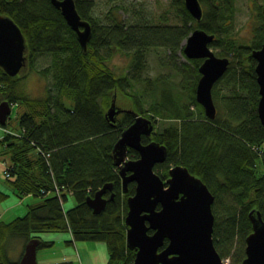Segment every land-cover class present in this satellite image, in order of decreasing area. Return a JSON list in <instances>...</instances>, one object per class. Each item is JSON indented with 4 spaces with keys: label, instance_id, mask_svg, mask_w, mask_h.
<instances>
[{
    "label": "trees",
    "instance_id": "16d2710c",
    "mask_svg": "<svg viewBox=\"0 0 264 264\" xmlns=\"http://www.w3.org/2000/svg\"><path fill=\"white\" fill-rule=\"evenodd\" d=\"M76 1L93 27L87 50L51 0H0V12L10 15L27 39L30 70L54 79L45 95L30 97L18 91L19 77L0 66V94L12 104L20 100L26 106L20 115L21 134L9 132L1 140L11 157L7 179L19 197H42L29 204L23 216L0 220V264H20L31 238L55 230H70L71 241H106L107 264H132L136 249L127 245L125 217L136 185L129 183L123 190L114 146L123 129L134 122L135 113L126 111L116 124L111 122L107 110L117 90L132 99L137 112L159 117L153 138L167 145L168 156L157 166L167 170L173 163L183 164L209 185L215 194V246L223 258L232 256L231 264H242L246 238L253 231L250 211L260 210L264 219V126L258 113L257 60L252 54L264 42L263 10L255 14L254 36L248 39L234 31L236 0H200L204 10L200 20L185 0H174L181 23L129 20L117 12L101 20L92 12L94 0ZM197 27L215 33L211 46L221 47L218 54L231 58L213 87L218 107L214 119L196 99L203 59H181L184 40ZM157 47L166 50L172 71L154 77L146 70L149 51ZM39 52L52 55L41 69L34 61ZM117 52L130 58L122 73L111 66ZM172 74L178 79L171 80ZM225 87L228 92L220 93ZM129 154L139 152L130 149ZM109 182L115 196L108 197L105 210L93 213L88 196ZM67 191L76 199L69 208L64 206ZM8 235L26 237L17 259L7 252ZM53 244L54 240L41 239L38 248Z\"/></svg>",
    "mask_w": 264,
    "mask_h": 264
},
{
    "label": "water",
    "instance_id": "95a60500",
    "mask_svg": "<svg viewBox=\"0 0 264 264\" xmlns=\"http://www.w3.org/2000/svg\"><path fill=\"white\" fill-rule=\"evenodd\" d=\"M51 1L62 11L87 50L93 27L91 21L80 13L77 1ZM185 5L196 19L202 18L204 10L200 0H185ZM215 37V33L197 27L184 40L187 58L203 59L198 68L201 76L197 82L196 99L212 119L218 113L213 87L231 62L230 56L219 55L212 48ZM28 50L21 27L10 15L0 12V66L11 76L18 75L29 62ZM252 54L257 60L256 72L261 94L258 113L264 126V42ZM116 100L115 96L107 110L112 123L117 121L115 115L124 110ZM11 110L12 103L8 99L0 102L1 124H6ZM127 111L135 113V120L123 129L114 152L123 190L127 191L129 183L136 181L135 193L127 200L129 209L125 217L127 245L136 249L132 264H227L214 242L215 194L201 176L183 164L173 166L165 181L154 167L167 159V145L158 140L143 142V135L150 136L154 131V119L133 109ZM130 148L139 151L140 157L129 158ZM107 190H113V182L105 183L94 195L88 196L87 202L93 213L105 210ZM114 195L112 191L111 198ZM250 217L253 231L246 238V257L242 264H264V219L258 209H252ZM40 241V237H33L27 242L20 264H39L37 252Z\"/></svg>",
    "mask_w": 264,
    "mask_h": 264
},
{
    "label": "rangeland",
    "instance_id": "374dc122",
    "mask_svg": "<svg viewBox=\"0 0 264 264\" xmlns=\"http://www.w3.org/2000/svg\"><path fill=\"white\" fill-rule=\"evenodd\" d=\"M263 5L264 0H236L234 31L238 36H244L249 39L253 35L254 17L260 9L263 10ZM92 12L94 16L101 20H108L113 13L117 12L129 20L146 19L155 23H181L182 21L174 0H94ZM212 48L217 52V54L222 50L221 47L212 46ZM166 57V50L163 47H157L150 50L148 54L146 73L155 77L160 73L171 72L172 68H170L169 64L166 63ZM51 58L52 55L49 52L37 53L34 57L36 67L41 69L47 66L51 62ZM181 59L188 60L189 58L182 55ZM129 62L130 58L128 56L121 52H117L111 60V66L117 73H122L128 66ZM16 76L19 77L17 85L18 91L24 92L30 97L43 96L46 94L48 86L54 87V79L51 75L46 77L40 74L37 70H30L29 63H27V65L24 66L21 72ZM175 79H178V76L172 74L171 80ZM219 91L220 93L226 91L228 92V88H221ZM115 93L117 105L120 108L136 110L132 99L128 95L119 90ZM0 99H4V96L2 97L1 94ZM24 110H26V106L20 100L13 103L12 110L8 116L6 124L0 125V184L7 188H12V184L7 179L8 176L5 172L11 163V157L6 149V146L1 140L3 136L9 132L15 133L16 135L21 134L22 127L20 125V115ZM158 120L159 117H157L156 121ZM163 122L168 123L170 120H163ZM67 195V198L64 199L65 208L72 207L76 203L75 196L71 191H67ZM11 198H13L14 201H18V199L20 201L21 199L17 198L14 193H10V196L4 198L3 201H6V204H10L12 202ZM41 200V196L32 194L27 195L23 198L22 204L13 207L6 212L3 216V220L8 222L18 216H23L27 212L29 204H36ZM56 234L60 236V240L55 241L52 246L38 248L37 259L39 263L61 262L65 259L72 260L74 264L108 263L110 253L106 241L74 238V242H72L71 240L73 237H70L68 230L46 231L41 233L40 238L45 240L43 238L44 235L46 238H53ZM25 238L26 237L23 235H8L6 238L4 243L7 248V252L12 258L17 259L20 256L26 241ZM232 260L231 255L224 258V261L227 264L233 263Z\"/></svg>",
    "mask_w": 264,
    "mask_h": 264
},
{
    "label": "crops",
    "instance_id": "0c3cea01",
    "mask_svg": "<svg viewBox=\"0 0 264 264\" xmlns=\"http://www.w3.org/2000/svg\"><path fill=\"white\" fill-rule=\"evenodd\" d=\"M10 193H14L17 198H21V197L18 196V194H16L13 186H12V188H7V187H4L2 184H0V220H3V216L6 214V212L8 210H10L11 208L22 204L23 198H25L27 195H30V194L24 195V197H22L20 199V201H19V199H18V201H14V199L11 198L12 202L10 204H6V201H3V199L8 197V196H10ZM68 232L70 234V237L71 236L73 237L72 232L70 230H68ZM43 238L47 239V240H54V243H55V241L60 240V236L58 234L54 235L53 238H46L45 235H44ZM72 242H74V241H72ZM65 260H68V259H65ZM62 261H64V260H62ZM46 263H57V262H46ZM80 264H84V263H80Z\"/></svg>",
    "mask_w": 264,
    "mask_h": 264
},
{
    "label": "flooded vegetation",
    "instance_id": "af4514ba",
    "mask_svg": "<svg viewBox=\"0 0 264 264\" xmlns=\"http://www.w3.org/2000/svg\"><path fill=\"white\" fill-rule=\"evenodd\" d=\"M124 110H121L118 114H116L115 116L117 117V121H118V117H120V116H122L123 114H125L126 113V111H127V109L126 108H123ZM125 112V113H124ZM121 114V115H120ZM117 121L114 123V124H116L117 123ZM156 123V120L154 119V124ZM157 124V123H156ZM156 124H155V126H154V131H153V133L150 135V136H148V135H143V142L144 143H147V142H150L151 140H156L155 138H153V135H154V132H155V127H156ZM145 138H147V140L145 139ZM130 149H133V148H130ZM130 151V150H129ZM139 152V151H138ZM130 155V154H129ZM140 157V153H139V155H137L136 156V154H134V157H132V156H129V158H131V159H137V158H139ZM165 161H163V162H158V163H156L155 164V167H154V169H155V171L166 181L168 178H169V176H170V169L173 167V166H175V165H177V164H172L171 165V167L169 168V169H167V170H165V169H161V168H159L157 165L158 164H160V163H164ZM130 183H135V185H136V181H132V182H130ZM111 192V191H110ZM108 193V190L106 191V193H105V195L107 196V197H109L110 195H111V193ZM115 196V195H114ZM111 197V196H110ZM161 207V205L159 204L158 205V208H160Z\"/></svg>",
    "mask_w": 264,
    "mask_h": 264
},
{
    "label": "built area",
    "instance_id": "2783aa9c",
    "mask_svg": "<svg viewBox=\"0 0 264 264\" xmlns=\"http://www.w3.org/2000/svg\"><path fill=\"white\" fill-rule=\"evenodd\" d=\"M6 172V175L9 176L10 175V171L9 169L7 168V170L5 171ZM56 188H58V186H56ZM57 193H60L59 189L57 190Z\"/></svg>",
    "mask_w": 264,
    "mask_h": 264
}]
</instances>
